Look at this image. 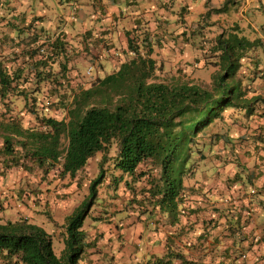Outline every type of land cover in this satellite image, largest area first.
I'll return each mask as SVG.
<instances>
[{"label":"trees","instance_id":"16d2710c","mask_svg":"<svg viewBox=\"0 0 264 264\" xmlns=\"http://www.w3.org/2000/svg\"><path fill=\"white\" fill-rule=\"evenodd\" d=\"M4 26L0 40L14 41L22 34L19 22ZM138 30L125 32L127 50L118 67L94 76L87 86L75 83L69 43L59 35L48 38L45 49L41 44L19 52L12 47L6 57L0 55V175L9 185L13 173L20 172L23 179L0 191V264H83L87 255H97L98 264H116L125 253L141 249L147 256L144 264L172 260L194 264L184 254L189 230L171 228L194 210L190 199L201 192L185 185L184 179L207 160L202 147L206 142L216 144L223 123L238 120L241 112L247 124L264 102L238 77L242 60L261 40L241 35L237 27L219 33L208 54L215 67L210 81L195 82L178 73L163 78L162 62L152 57L159 40L153 42L148 32ZM250 78L253 81V75ZM17 100L22 101V114L32 116L27 125L13 110ZM217 118L225 120L207 133ZM112 145L113 166L119 173L108 177L107 183L113 185L109 203L98 194L105 178L100 170L90 180L87 194L64 214L63 248L57 255L51 235L41 223L29 220L34 214L27 207L38 202L40 183L50 172L61 181L68 179L62 188L69 192L80 186V171L88 160L97 152L107 154ZM29 176L38 177L37 183L32 184ZM237 180L224 178V189H231ZM93 207L97 212L91 214ZM14 212V219L6 215ZM151 222H161L169 230L157 239V253L150 250L156 230L147 227ZM126 234H132L129 240ZM202 235L205 232L194 237ZM230 244L210 251L212 258H220L212 263L248 264L237 262L240 254L232 248L234 242Z\"/></svg>","mask_w":264,"mask_h":264},{"label":"crops","instance_id":"0c3cea01","mask_svg":"<svg viewBox=\"0 0 264 264\" xmlns=\"http://www.w3.org/2000/svg\"><path fill=\"white\" fill-rule=\"evenodd\" d=\"M58 2V13L54 19H50L47 16L50 12L47 0H0V33L4 30L5 23L13 21L19 22L23 34L27 31L25 27L32 21L36 30L49 26L50 34L54 31L55 36L59 35V38L69 42V49L77 47L74 51L81 50L80 54L91 52L90 57L94 54L95 65L98 61L101 64L97 67L95 76L101 77L115 70L124 60L121 54H126L124 51L127 50L125 32L133 28L148 32L153 42L159 40V44L153 47L152 57L158 63L162 62L164 70L175 72L184 65L202 64L215 37L237 27L241 35L251 40H261V44L246 54L240 69L251 77L253 75L250 89L253 94L264 98V0ZM222 6L221 11L213 10ZM106 46L111 47L107 49ZM83 48L86 50L82 51ZM251 95L249 92L248 96ZM260 107L259 110L263 113L261 116L254 113L251 116L254 118L253 123L251 118L247 124L236 120L238 125L236 121L233 124L230 120L219 128L216 137L219 138L218 146L221 150L216 152L220 156H223L224 151L228 152L229 159L223 161L226 158L223 156L215 162L216 168L209 163L202 169L204 189L200 187V195L196 193L190 199L194 210L171 227L174 231H179V228L198 231L184 235L185 258L194 264H213L210 262V251L219 252V249L229 246L231 242H234V251L240 254L237 262L264 264V102L260 103ZM241 115L239 112V118ZM213 147V144L211 146L206 142L202 150L206 154H212ZM17 173L18 176L13 173L11 185L3 183L6 180L2 181L3 177L0 175V191L18 186L23 179L21 173ZM228 176H235L238 180L231 189L225 190L223 181ZM184 184L192 186L191 177L184 179ZM192 198L196 201H192ZM13 214L6 213L14 219L17 216L14 217L15 212ZM29 220L40 223L34 216ZM147 227L156 229L152 233L154 247L150 250L157 253V239L168 234L169 230L161 222L148 223ZM203 232L205 235L202 237H194ZM131 235L126 234L128 240ZM196 243H200V246L196 247ZM186 245L190 247L186 248ZM62 248L63 245L59 250ZM144 253L143 249L136 254L125 253L116 264H144L147 260V256H142ZM215 259L217 258L214 257L213 261L217 263L220 260ZM83 261V264H98L100 259L97 255H87ZM225 262H229V259ZM170 264L182 263L180 260H172Z\"/></svg>","mask_w":264,"mask_h":264},{"label":"rangeland","instance_id":"374dc122","mask_svg":"<svg viewBox=\"0 0 264 264\" xmlns=\"http://www.w3.org/2000/svg\"><path fill=\"white\" fill-rule=\"evenodd\" d=\"M36 0H31V2H35ZM49 2V8L50 12L47 15L48 18L54 19L56 17V14L58 13L59 10V2L58 0H47ZM34 22L32 21L29 23L25 29H27L25 34H21L19 38L14 37V41H2V44H0V55L3 57H6L7 53H10V49L12 47H15L16 51H23L25 48L28 46L30 47H36L40 46L43 47L42 49L46 48L47 44V39L48 38H54L55 37V32L50 34L51 28L49 26H44L38 30L33 27ZM143 29L145 27H142ZM31 35V36H29ZM33 35L37 36V41L34 42ZM85 40V39H84ZM66 43H69L66 41ZM77 49V47H72V49L69 50L71 51V54L69 56L70 62L69 64H75L76 65V70L74 76V79L76 80L75 83H78L80 85H85L87 86L89 83L92 82L93 77L96 75L97 67H99L101 64L98 61L97 65L94 63V56H89L91 52L80 54L81 50L78 52H75L74 50ZM86 49L83 48L82 51H85ZM88 50V49H87ZM68 52V53H69ZM2 53V54H1ZM4 53V54H3ZM121 57L124 58V55L121 54ZM205 61L202 62V64H199L198 66H194L192 63L188 64V66L184 65L183 68L176 70L175 72L172 71H167L162 69L161 75L163 78L169 79L171 75L174 74H180L184 79H189L193 80L195 82H209L210 81V76L212 72L215 70V67L212 65V63H209L211 61V58L209 55L207 57H204ZM208 58L209 60H206ZM76 60V61H75ZM96 66V67H95ZM57 68V66H55ZM88 68H90V71L87 73ZM180 72V73H179ZM250 74H246L244 70L240 69L238 77L242 83V86L251 85L253 81H251V76ZM253 87V86H252ZM22 106V101L17 100L15 104L13 105V110L16 113H18L21 118L23 124L27 125L32 121V116L30 114H22L23 112L20 111V108ZM228 112V111H226ZM225 112V113H226ZM260 112V111H259ZM259 112H254L255 115H259ZM224 115L227 116V113ZM49 114H54L58 117L62 116V113L60 111L56 112H49ZM254 115V114H253ZM224 116V117H225ZM253 119L251 118V122L253 123ZM225 120V119H223ZM222 119L217 118L215 119L212 124L209 126L210 130L207 131V133H211L215 130V126H218L221 121L223 122ZM247 120V119H246ZM245 118L241 117L239 118V121H242L243 123H246ZM233 124L236 120H231ZM236 121V125H238ZM250 125V124H249ZM207 140L209 137H206ZM219 142L217 141L216 144H213V152L212 154H207V160L200 161V164H196V169L191 173L190 177L194 175L195 177H200L202 173V169L204 167H207V164H211L212 167L216 168L215 162L218 159L217 152L221 150V148L218 146ZM217 145V146H216ZM115 146L112 145L108 151L107 154H103L101 152H97L93 157H91L88 160L87 165L80 171V186L77 188L74 187L72 188L71 191L66 192L69 190V188L66 190L63 184L68 182V179H65L63 181L59 180L55 176L52 175V172L49 173L48 179L46 178L44 181L40 183V191L38 192V202H35L34 206H29L27 207L29 211H31L34 214L35 220L40 222L43 227L46 229L47 232L51 235V238L53 240V249L54 252L59 255V249L63 245V235H64V228L62 227L63 223V216L65 213H69L80 201L81 199L87 194L88 190V184L91 179H93L100 170H102L103 174L105 175V178L103 179L102 183L98 186V194L100 197H104L105 199V204L109 203L110 200V193H113V185L108 184L109 182L108 177L113 174L118 175V171L114 168L113 166V159L115 155ZM217 151V152H216ZM228 152L224 151L223 156L226 158L224 159H229L228 157ZM216 154V159H213V155ZM221 156V157H223ZM212 157V158H211ZM211 158V159H209ZM194 161L193 159H191ZM18 175V173H16ZM191 177V181L193 183L194 187H202L204 189L203 185L204 182L200 183L198 180L195 179V177ZM189 177V178H190ZM30 182L37 183L38 177H28ZM188 178V177H187ZM186 178V179H187ZM111 181V180H110ZM63 183V184H62ZM122 186L121 183H118V187ZM42 195V196H41ZM195 195V194H194ZM200 195V194H198ZM35 198L37 195H33ZM94 212H97L96 209H92L91 214H94ZM90 220V218H88ZM87 219V220H88ZM189 233H198V231H193L189 229ZM211 260L210 262H214L212 255H209ZM217 261V259H215Z\"/></svg>","mask_w":264,"mask_h":264},{"label":"built area","instance_id":"2783aa9c","mask_svg":"<svg viewBox=\"0 0 264 264\" xmlns=\"http://www.w3.org/2000/svg\"><path fill=\"white\" fill-rule=\"evenodd\" d=\"M90 71V68H88V71H87V73Z\"/></svg>","mask_w":264,"mask_h":264}]
</instances>
